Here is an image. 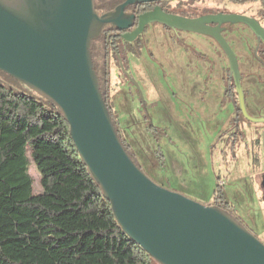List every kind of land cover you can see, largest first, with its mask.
Returning a JSON list of instances; mask_svg holds the SVG:
<instances>
[{
	"label": "water",
	"instance_id": "1",
	"mask_svg": "<svg viewBox=\"0 0 264 264\" xmlns=\"http://www.w3.org/2000/svg\"><path fill=\"white\" fill-rule=\"evenodd\" d=\"M154 1L162 0H126L99 16L94 0H0V72L57 107L119 227L157 264H264V244L232 215L158 186L144 174L126 151L103 99L94 42L108 24L118 30L132 26L119 25L127 7ZM156 23L213 39L229 62L239 111L249 122L264 124V118L247 111L239 62L223 36L240 24L264 44L257 20L224 14L189 19L156 9L139 17L132 36Z\"/></svg>",
	"mask_w": 264,
	"mask_h": 264
},
{
	"label": "rangeland",
	"instance_id": "2",
	"mask_svg": "<svg viewBox=\"0 0 264 264\" xmlns=\"http://www.w3.org/2000/svg\"><path fill=\"white\" fill-rule=\"evenodd\" d=\"M187 1L200 7L199 14L215 11L244 16L257 20L264 28V7L260 1L244 5L229 0ZM207 38L195 33L173 34L159 27L150 28L142 56L129 58V80L116 66L114 57H110L109 89L116 99L113 114L118 120L119 136L135 154L144 174L158 186L164 184L161 187L205 205V198H213L219 185L231 207L230 215L264 244V124L249 122L241 116L238 130L229 131L223 138L217 131L218 120H226L227 116L220 114L226 106L218 101L224 88L221 79L216 80L221 70L216 65L215 75L206 76L205 67L196 63L198 58H202L201 62L209 58L210 49L205 42L210 39ZM225 38L238 59L241 76L260 75V78L242 76L244 96L257 87L264 93V67L256 58L254 34L238 24L232 26ZM243 47L245 51L241 53ZM192 56L197 60L190 61ZM15 91L30 94L26 88H15ZM233 94L238 99L237 89ZM39 97L51 111L50 101ZM246 108L250 114L247 102ZM261 113L264 116V109ZM237 131L243 137L237 138L233 149L232 137ZM256 139L263 145L260 155L258 149L261 158L258 161L252 159ZM28 157L34 194L38 195L43 192L41 175L30 150Z\"/></svg>",
	"mask_w": 264,
	"mask_h": 264
},
{
	"label": "trees",
	"instance_id": "3",
	"mask_svg": "<svg viewBox=\"0 0 264 264\" xmlns=\"http://www.w3.org/2000/svg\"><path fill=\"white\" fill-rule=\"evenodd\" d=\"M229 1L243 5L260 1L264 7V0ZM94 2L97 11L113 9L119 0ZM97 74L106 102V69ZM15 88L28 89L1 72L0 264H157L119 227L57 107L49 102L50 111L35 92L17 93ZM110 114L119 134L118 120L111 110ZM254 145L253 160L258 161L259 140ZM29 150L41 175L43 192L38 195L30 175ZM220 188L217 185L212 204L230 214Z\"/></svg>",
	"mask_w": 264,
	"mask_h": 264
},
{
	"label": "flooded vegetation",
	"instance_id": "4",
	"mask_svg": "<svg viewBox=\"0 0 264 264\" xmlns=\"http://www.w3.org/2000/svg\"><path fill=\"white\" fill-rule=\"evenodd\" d=\"M125 1L126 0H119V2L116 4V6H114L113 9L97 10L96 12L98 13L99 16H102V15L110 13V12H114L115 9L118 6L125 3ZM199 8L200 7L196 6V5L195 6H193V5L189 6L187 0H162V1H154V2H150V3L134 4L132 6L127 7L124 10V19L125 20L121 17V20L119 21L120 26L121 25L122 26H128L129 24H132L131 27L123 29V30H118V29H116L117 27H113L111 24H108L103 28L100 38L94 42L93 49H92V57H93V61L95 64L96 72L99 73V72H101L102 68H105L106 74L108 75L109 83L106 86V91L104 92V94L106 95V102L105 103H106L109 111L111 110L113 112L115 110L114 104H115V100H116V99H113V96L110 94V89H109L110 84H111V71L109 68L110 57L111 56L114 57V61H115L116 66L122 71L123 75H125V78L129 80L130 79L129 71H128V64L130 62L129 58L131 57V58H137L138 59L142 56L141 53L143 52V44L145 42L144 40L146 39V34L148 33L150 28L154 29L155 27H159L162 30L169 32V33H173V34H180L181 32L184 33V31H180V30L174 31L168 27H165V26H162V25L156 23V24L147 25L140 35H138L136 37L132 36L133 33L139 27V17L144 15V14L151 13V12L155 11L156 9H160L161 11H163L164 13L169 14V15H174V16L189 18V19H197V18H200L202 16H206V15L219 14L218 12H215V11H213V12L210 11L206 14H199L197 11V9H199ZM131 16L133 17V19L131 18V19L126 20V18L131 17ZM222 27L226 28L228 26L223 25ZM231 28H232V26L229 27V30ZM244 29H246V28H244ZM229 30H227L226 32L223 33L224 38H225V35L229 32ZM208 39H210V41L213 42L214 46H217V48H219V50H220L219 45L213 39H211V38H208ZM129 40H133V41H129ZM256 41H257V51L255 52L256 58H257L258 62L264 67V44L263 43L259 44L258 40H256ZM243 49L245 50L244 47H243ZM185 51L188 52L187 49ZM221 53H223V52H221ZM192 55L195 56V53L193 52ZM223 55L225 58H227L224 53H223ZM199 56H201V54ZM204 59H206V58H204ZM213 61L214 62L209 60V62L211 64L207 67L208 69L207 68L204 69L207 71L208 75L212 71H214V73L216 72L215 70H216L217 61H216L215 57L213 58ZM126 65H127V67H126ZM242 76H244V77L256 76V77L260 78L259 74L253 75V74L245 73ZM223 79H224V94H225L224 97L233 105L234 110H235V116H234V119L232 120V127L228 130V132H229L231 130H238V128H239L238 122H240V118L243 115L241 114V112L238 109V99L233 94L235 91V86H234L233 80L230 79L229 68L227 70H225ZM261 79L263 80V78H261ZM141 105H143V103H141ZM233 135H234L233 136L234 138L231 135L230 136L233 139L232 147L234 149L236 146L235 144L237 142V138H242L243 134L241 131H237ZM253 146H255V145L253 144ZM252 155H254L253 149H252ZM253 158H254V156H253ZM138 165H139V167H141V164L139 162H138ZM212 202L213 201H211V204H209L208 206H213Z\"/></svg>",
	"mask_w": 264,
	"mask_h": 264
},
{
	"label": "crops",
	"instance_id": "5",
	"mask_svg": "<svg viewBox=\"0 0 264 264\" xmlns=\"http://www.w3.org/2000/svg\"><path fill=\"white\" fill-rule=\"evenodd\" d=\"M205 45H207V48L210 49V54H209L210 59L209 58L203 59L201 62L200 61L201 59L199 60V58H198V60H197V58L192 56L193 60H190V61L194 62L197 60L196 63H200L201 65H203V69H204V67L207 68L211 64L209 62V60L214 62L213 58L215 57L216 61H217L218 68H219L217 70H221L220 75L218 77L216 76V80L221 79V81L223 82V86H224V79L223 78H224L225 70H227L229 68L228 60L224 56H221V54H220L221 52H219L220 51L219 48H217V46H214L212 41L207 40V42H205ZM244 51L245 50L243 48H241L240 52L242 53ZM244 59L242 58V60H244ZM204 64H207V65L204 66ZM210 74H211V76L215 75L214 71L210 72L209 75ZM206 76H208L207 73H206ZM247 85H248L247 88L250 89L251 84L248 83ZM254 85H256V83ZM247 93L248 94L247 95L245 94V97H246L247 106L251 112L250 113L251 116L253 118H264V116L261 113L262 109H264V93H263V91H261V89H259V87H257L254 90L253 89L250 90V93L249 92H247ZM224 96H225V94H224V88H223V92L221 93V96H219L218 101H220L221 104H222V102L225 103L224 105L226 106L225 107L226 110H223V111L221 110L220 114L221 113L223 115L227 114V116L225 117L226 120H221V119L218 120L219 128L217 129V131L222 134V138L227 134L228 130L232 127V120L234 119V116H235V110H234L233 105L227 99H225ZM262 134H264V130H263ZM261 145H262V143H261V141H259V145H258L259 155L261 152V148L263 147V145L262 146ZM253 156L254 155H252V159H254ZM160 182L161 181H158V183H160ZM161 186L165 187L164 184ZM179 191H181V190H179ZM181 192H183V191H181ZM211 201H212V198H210V199L205 198V205L208 206L209 204H211Z\"/></svg>",
	"mask_w": 264,
	"mask_h": 264
}]
</instances>
